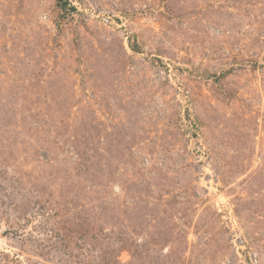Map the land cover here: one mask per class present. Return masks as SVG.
Here are the masks:
<instances>
[{"label": "rangeland", "instance_id": "1", "mask_svg": "<svg viewBox=\"0 0 264 264\" xmlns=\"http://www.w3.org/2000/svg\"><path fill=\"white\" fill-rule=\"evenodd\" d=\"M0 264H264V0H0Z\"/></svg>", "mask_w": 264, "mask_h": 264}]
</instances>
